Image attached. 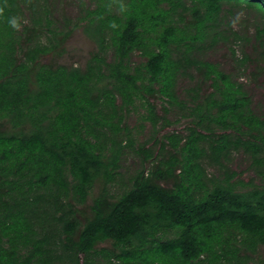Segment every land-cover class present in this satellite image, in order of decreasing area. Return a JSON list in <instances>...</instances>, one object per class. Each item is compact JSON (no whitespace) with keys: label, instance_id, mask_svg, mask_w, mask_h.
Segmentation results:
<instances>
[{"label":"trees","instance_id":"16d2710c","mask_svg":"<svg viewBox=\"0 0 264 264\" xmlns=\"http://www.w3.org/2000/svg\"><path fill=\"white\" fill-rule=\"evenodd\" d=\"M76 2L75 14H56L54 0H0V264L256 263L264 118L239 79L202 55L228 40L227 13H264V0ZM76 30L96 45L86 67L46 63ZM255 40L264 45V25ZM185 77L196 84L184 100ZM151 99L189 111L195 126L186 138L166 136L173 152L115 196L120 159L135 146L126 115L143 107L157 126ZM234 150L252 159L261 184L239 190L225 169ZM206 159L223 179L209 177Z\"/></svg>","mask_w":264,"mask_h":264},{"label":"rangeland","instance_id":"374dc122","mask_svg":"<svg viewBox=\"0 0 264 264\" xmlns=\"http://www.w3.org/2000/svg\"><path fill=\"white\" fill-rule=\"evenodd\" d=\"M76 0H54V9L56 14H62L63 11L75 14L77 12ZM230 26L226 36L227 41L220 42L214 48L204 53L202 57L220 66V68L239 79L252 97V108L254 112L264 118V61L261 55L264 45L260 46L255 40L258 29H262L264 23L262 18L255 13L253 9L239 7L233 14L227 13ZM237 33L240 36L249 38L247 44L244 40L233 35ZM96 50L95 43L86 36L82 30H76L70 40L65 45V53L62 57L56 58L49 56L45 59L46 63L55 62L66 66H78L85 68L91 54ZM248 61H247V60ZM140 55L133 56V62H141ZM248 62L246 66H241V62ZM196 84L193 79L185 77L178 82L177 91L182 99H187L186 91ZM204 92L208 91V86L204 87ZM151 102L157 107L158 125L154 126L152 122L147 121L145 108L138 107L136 110L126 115L125 121L132 131L135 146L126 148L120 159L119 175L113 185V194L120 195L123 190L130 187V181L134 176L145 170L147 173L155 163L169 156L167 151L173 152V147L169 145L166 136L173 133L179 134L183 138L188 137L190 128L195 126L193 119L189 116V111H182L178 108H172L164 104L161 99H151ZM165 108H169L167 113ZM165 117V119H164ZM218 132V131H217ZM220 133V131L218 132ZM166 142V150L161 151V142ZM141 146L154 152V157L145 162L143 155H139L135 150ZM204 166L210 178L223 179L225 170L218 164L209 159L204 161ZM226 170L229 173H237L234 181L243 182L245 185H239L240 191H246L251 188L250 183L261 184L259 175L253 165L252 159L243 151L234 150L229 154L226 162ZM103 186V181H98L92 191V196L87 205L92 203V198L97 195ZM85 208V210H88ZM105 245V244H104ZM103 245V246H104ZM61 264V263H56ZM264 264V246L260 249L256 263Z\"/></svg>","mask_w":264,"mask_h":264},{"label":"clouds","instance_id":"9594fccd","mask_svg":"<svg viewBox=\"0 0 264 264\" xmlns=\"http://www.w3.org/2000/svg\"><path fill=\"white\" fill-rule=\"evenodd\" d=\"M242 8H246V9H253V10H255V13L257 14V15H259L261 18H262V15H264V13L263 12H259V11H257L256 9H254V8H251V7H248V6H241ZM262 21H264V19L262 18ZM11 23L13 24V26L15 27V26H17L16 25V22H15V20H12L11 21ZM264 23V22H263ZM226 33V32H225ZM237 34V33H236ZM225 36H226V34H225Z\"/></svg>","mask_w":264,"mask_h":264}]
</instances>
